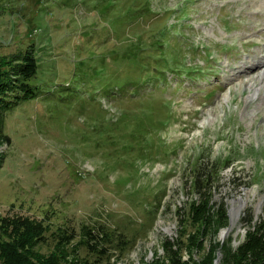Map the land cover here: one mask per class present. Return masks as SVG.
Wrapping results in <instances>:
<instances>
[{
    "label": "rangeland",
    "instance_id": "obj_1",
    "mask_svg": "<svg viewBox=\"0 0 264 264\" xmlns=\"http://www.w3.org/2000/svg\"><path fill=\"white\" fill-rule=\"evenodd\" d=\"M126 1L0 0V58L34 43L40 63L37 95L6 115L0 218L43 220V252L73 229L77 264H144L177 235V209L198 194L197 167L220 160L214 200L229 211L246 199L227 235L238 244L250 227L242 218L264 215V89L248 99L233 79L242 61L264 57L261 0H151L154 11L133 22ZM130 38L147 46V70L173 53L191 73L120 90L143 72L128 56ZM88 224L109 231L108 251L81 242Z\"/></svg>",
    "mask_w": 264,
    "mask_h": 264
},
{
    "label": "trees",
    "instance_id": "obj_2",
    "mask_svg": "<svg viewBox=\"0 0 264 264\" xmlns=\"http://www.w3.org/2000/svg\"><path fill=\"white\" fill-rule=\"evenodd\" d=\"M128 1H126L129 7L127 16L132 22L134 19L142 20L146 13L154 11L149 4L151 0H137L134 5L130 3V0ZM163 34L161 30L157 32V35L155 34V44L163 45L160 42ZM130 40L129 45H133L136 41L132 38ZM146 47L133 45L131 51L128 50V56L134 57V62L140 65L143 72L135 78H122L120 90L123 91L130 86L141 87L153 81L167 80L168 73H175L176 70L180 77L191 73L190 70L186 71L182 68L180 54L173 53L171 62L157 61L154 66L155 71L147 70L143 53L148 51ZM127 59L132 60L130 57ZM174 64H178L179 67L174 68ZM39 68L40 63L34 43L27 46L21 53L0 58V140L2 143L10 144L11 141L10 135L5 131L7 113L23 101L37 95L38 85L33 79ZM115 88L118 89L116 86L113 87L112 95L115 94ZM122 120V118H119V121L112 119L111 130H115L113 125ZM140 127L141 123L135 125L134 132H137ZM140 138L141 136L136 137V139ZM144 150H149V146L141 149L142 152ZM3 158L4 155L0 153V166ZM219 161L212 160L204 166L197 167L192 188L198 194L177 209L179 215L177 235L165 238L162 245L163 256L153 257L144 264H216L215 260L219 252L222 253L221 264H264V215L255 221L250 213L242 218V221L248 222L250 227L240 243L235 244L232 235L225 237L224 240L219 238L220 229L227 226L229 222L227 202L215 201L213 198L214 186L219 177L217 170L221 162ZM135 162L136 160H133V163ZM47 231L44 221L32 216L24 214L2 216L0 218V264H77L75 256H71V249L67 248L77 237L75 231L61 228L55 234L56 243L53 249L43 252L39 246L46 242ZM82 231L81 242L91 251L100 254L108 251L105 243L109 242V231L102 225L88 224L83 226Z\"/></svg>",
    "mask_w": 264,
    "mask_h": 264
},
{
    "label": "bare ground",
    "instance_id": "obj_3",
    "mask_svg": "<svg viewBox=\"0 0 264 264\" xmlns=\"http://www.w3.org/2000/svg\"><path fill=\"white\" fill-rule=\"evenodd\" d=\"M256 7L260 9L263 8L264 0H261L260 3H257ZM263 53H264V48H263ZM239 67H240V70L234 73L233 79H236V82L239 84V87L244 86L249 89L250 92L247 95L248 99L254 98L256 95H259L262 89H264V57L261 56L258 59L257 58H254V59L247 58V60L245 59L244 61H242ZM253 72H257V73L254 75L252 74ZM243 73H247L246 74V76H248L247 79L243 78V75H242ZM231 202L232 203H231L230 214H231L233 223H236L237 220L240 218V212L242 208L246 205V200L245 199H242V200L233 199Z\"/></svg>",
    "mask_w": 264,
    "mask_h": 264
},
{
    "label": "water",
    "instance_id": "obj_4",
    "mask_svg": "<svg viewBox=\"0 0 264 264\" xmlns=\"http://www.w3.org/2000/svg\"><path fill=\"white\" fill-rule=\"evenodd\" d=\"M238 199H239V200H242L241 197H238ZM245 200H246V199H245ZM230 202H231V201H230ZM258 207H259V204H257V208H258ZM230 211H231V206H230V208H229L228 213H229ZM230 215H231V214H230ZM233 227H234V224L232 223V219H230V223H229V225L226 226V227H224V228H222V230L220 231V233H219L220 239L224 240L225 237L228 235V233L233 229ZM236 232H237V231H236ZM220 255H221V253L218 254V256H217V258H216V260H215V263H216V264H219Z\"/></svg>",
    "mask_w": 264,
    "mask_h": 264
}]
</instances>
